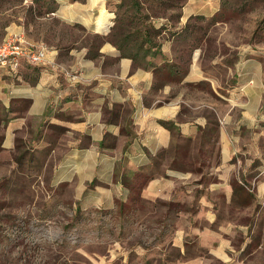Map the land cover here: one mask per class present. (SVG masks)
I'll return each instance as SVG.
<instances>
[{
    "label": "crops",
    "instance_id": "0c3cea01",
    "mask_svg": "<svg viewBox=\"0 0 264 264\" xmlns=\"http://www.w3.org/2000/svg\"><path fill=\"white\" fill-rule=\"evenodd\" d=\"M55 1L52 16L100 42L47 44L48 63L0 69V149L27 142L59 151V183L76 181L97 208L120 212L123 202L127 212L135 196L165 203L138 209L160 215L138 222L157 231L151 245L128 250L114 241L96 264H264L257 257L264 226L223 216L264 212V50L247 46L225 62L222 53L205 58L214 31L186 22L213 17L220 0H186L183 26L164 29L158 47L133 59L107 38L114 21L108 0ZM212 119L217 163L200 173L168 169L138 193L131 188L158 153L200 138Z\"/></svg>",
    "mask_w": 264,
    "mask_h": 264
},
{
    "label": "rangeland",
    "instance_id": "374dc122",
    "mask_svg": "<svg viewBox=\"0 0 264 264\" xmlns=\"http://www.w3.org/2000/svg\"><path fill=\"white\" fill-rule=\"evenodd\" d=\"M45 1L0 0V42L19 33L45 45H67L75 39L100 42L97 36L85 35L81 27H69L45 13ZM185 1L108 0L107 7L114 13L116 40L129 36L131 47L126 53L138 50L133 47L134 42L144 44L141 36L145 30L150 32L153 42H159L166 36L161 35L164 29L183 26L178 20ZM191 26L214 31L206 37L205 58L222 53L225 62L234 60L238 51L247 46L256 45L264 50V0H220L213 17L188 20L185 27ZM16 27L24 33H17ZM225 53L228 55L224 56ZM225 76L223 71L222 77ZM215 142V137L176 140L155 157L153 170L157 174L168 169L200 173L217 163ZM59 156V151L52 153L47 146L27 142H17L11 151L0 149V264H96L98 259H106L114 241L128 250L154 242L152 235L157 231L140 227L138 222L144 220V224H149L160 215L140 214L138 209H161L164 202L136 199L126 205L127 212L91 206L90 194L84 188L81 190L76 181L59 183L55 174ZM153 170L142 171V177ZM185 181L180 179L178 183ZM223 216L264 226V212L231 211ZM170 231L165 230V234ZM261 252L257 257L264 261V246Z\"/></svg>",
    "mask_w": 264,
    "mask_h": 264
},
{
    "label": "trees",
    "instance_id": "16d2710c",
    "mask_svg": "<svg viewBox=\"0 0 264 264\" xmlns=\"http://www.w3.org/2000/svg\"><path fill=\"white\" fill-rule=\"evenodd\" d=\"M45 13H52L55 11L56 9V1L55 0H46L45 1ZM41 13V12H39ZM108 15V14H107ZM108 16H112V14H109ZM114 27L113 26L109 32V34L107 35L108 40L115 45L118 49H120L122 51L123 54H127L129 56H131L133 59H135L136 57H138L140 55V53L143 52H147L151 47H158L159 43L158 42H153L151 39V34L148 30H145V32H142V36L141 39L142 41H144V44L142 42H134L133 47H135L136 49H138L137 51L131 52V53H126V49L128 47H131L128 42H129V36L128 35H123L122 38H120L119 40H116L115 38V34H114ZM144 50V51H143ZM139 51H143V52H139ZM165 125L171 128V125L167 122H165ZM201 135L200 138L202 139H209L211 137H215L216 138V133H217V123L214 119L210 120L209 125L206 129L201 130ZM164 150L161 151V153ZM160 154V153H158ZM157 154V155H158ZM155 159V158H154ZM154 162V160H153ZM152 162V164H153ZM152 164L146 168L144 171V173H146L149 169L153 170ZM157 174V172L155 170L150 171V173L148 175H146V177H142L143 174L142 172L140 173V176L138 178V181L136 182V184L134 186H131L132 189H134L135 191H138L142 188V186L146 183V181L150 178H152L153 176H155ZM143 178V180H142ZM140 182V183H139ZM137 186V187H136ZM139 186V187H138ZM136 199H139L138 196H135V198H132V201L130 202H136ZM140 200V199H139ZM141 201V200H140ZM127 205V204H126ZM124 203L120 202L119 203V207H120V212H124Z\"/></svg>",
    "mask_w": 264,
    "mask_h": 264
},
{
    "label": "built area",
    "instance_id": "2783aa9c",
    "mask_svg": "<svg viewBox=\"0 0 264 264\" xmlns=\"http://www.w3.org/2000/svg\"><path fill=\"white\" fill-rule=\"evenodd\" d=\"M48 48L45 44L29 42L22 34H13L0 42V69L15 72L21 60L30 64H46Z\"/></svg>",
    "mask_w": 264,
    "mask_h": 264
}]
</instances>
